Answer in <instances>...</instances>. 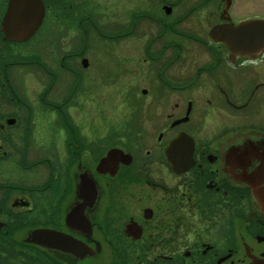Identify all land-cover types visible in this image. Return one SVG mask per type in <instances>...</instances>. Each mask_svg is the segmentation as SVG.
<instances>
[{"label":"flooded vegetation","instance_id":"flooded-vegetation-1","mask_svg":"<svg viewBox=\"0 0 264 264\" xmlns=\"http://www.w3.org/2000/svg\"><path fill=\"white\" fill-rule=\"evenodd\" d=\"M40 1V26L16 42L0 0V264H264V48L231 58L208 37L264 13L177 0L165 21L149 11L159 32L146 43L111 37L120 73L142 88L107 141L76 120L93 98V44L77 50L72 13L52 14L67 0ZM180 135L174 155L191 165L178 172L165 152ZM111 150L130 160L117 151L98 168Z\"/></svg>","mask_w":264,"mask_h":264},{"label":"rangeland","instance_id":"rangeland-1","mask_svg":"<svg viewBox=\"0 0 264 264\" xmlns=\"http://www.w3.org/2000/svg\"><path fill=\"white\" fill-rule=\"evenodd\" d=\"M74 8H68L66 4H59L65 6L59 11L58 5H54L53 10L60 20L68 18V11L71 12L72 20L75 22L76 27V48L77 50L85 47L86 39L88 45L92 42L93 47V66L88 71V75L93 79V88L91 90V101L81 107L80 111L76 114L78 125L82 126L83 132L88 128H93L92 131L95 137L106 138L111 140L114 133L123 126L128 124L133 118V97L139 87L134 83V76L130 73H120V66L116 61V54L113 49L115 45L110 38H121L124 33L129 41V48H132V38L137 37L141 44L146 43L147 40L154 38L159 32V25L156 21L152 22L149 19V11L152 10L160 20L165 21V15L161 9L163 6L174 5L177 0H73ZM165 1L169 2L168 4ZM200 0H181L178 7L184 5H195ZM180 8V9H181ZM180 9H173L172 15L175 17L182 14ZM250 13H264V0H240L232 10L233 17L239 15H248ZM154 16V15H153ZM195 16V15H194ZM137 17V18H136ZM88 18V19H87ZM167 21V20H166ZM197 21L192 20V17L185 20L182 26L189 27V23ZM131 24H135L132 27ZM195 25L190 26L191 30H197ZM84 30L86 33L84 34ZM134 40V39H132ZM85 41V42H84ZM159 42V40H158ZM84 45V46H83ZM158 46V43H157ZM88 47V46H87ZM90 48V46H89ZM114 54V55H112ZM132 54V52H131ZM129 55V53H126ZM118 59V58H117ZM98 67V70H93ZM79 68V67H78ZM85 72V71H84ZM117 73H120L119 75ZM122 74V75H121ZM85 75V76H86ZM83 84L85 85L86 77L82 73ZM43 85V83L41 84ZM29 93L32 94L40 90L39 82L32 80L28 84ZM138 94L135 96V98ZM141 100H144V98ZM143 102V101H142ZM81 112V114H79ZM91 122L90 126L85 122ZM91 119V120H88ZM131 119V120H130ZM103 120V121H102ZM107 122V123H106ZM148 146V144H147ZM146 149H149L147 147Z\"/></svg>","mask_w":264,"mask_h":264},{"label":"water","instance_id":"water-1","mask_svg":"<svg viewBox=\"0 0 264 264\" xmlns=\"http://www.w3.org/2000/svg\"><path fill=\"white\" fill-rule=\"evenodd\" d=\"M228 4L229 2L227 0L225 8H227ZM43 15L44 8L40 0H10L9 12L5 15L4 22L6 18L8 19L12 16V40L16 42L27 40L40 26ZM208 37L214 43L223 45L231 58L234 56L258 54L264 48V21H248L237 27L231 24L216 26L210 30ZM185 137L184 135H180L166 148L165 154L167 160L176 171L179 169V163L183 166L180 170H186L191 165V163H186L190 158L189 154L179 153L178 155H174L176 153L175 151H186L188 139ZM117 151L111 150L108 152L107 158L99 164L98 168L102 167L108 159L115 158ZM120 155L121 158L130 160L128 155L122 153ZM125 164L128 163L125 162Z\"/></svg>","mask_w":264,"mask_h":264}]
</instances>
